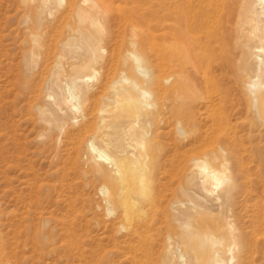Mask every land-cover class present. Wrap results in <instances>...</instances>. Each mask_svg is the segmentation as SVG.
<instances>
[{
    "label": "bare ground",
    "instance_id": "1",
    "mask_svg": "<svg viewBox=\"0 0 264 264\" xmlns=\"http://www.w3.org/2000/svg\"><path fill=\"white\" fill-rule=\"evenodd\" d=\"M65 2L42 0L48 16L52 17L60 8L76 15L70 14L76 18V24L67 23L71 28L63 38L64 54L59 56V65L70 60L80 62L74 63L76 77L66 83L56 99L55 94L48 93L49 99L54 97L58 111L66 107L81 118L78 136L82 143L76 145L75 151L79 152L85 144L90 154V174L108 180L98 188L114 224L129 231L137 228L136 221L140 222V230L132 232L137 233L141 242L164 231L165 224L169 229L174 225L172 221L178 224V234L175 236L177 230H171L174 234L165 237L169 250L168 262L163 264H189L187 252L179 247L190 239L200 253L213 252L215 264H253L255 254L264 253V199H258L263 194L255 196L254 187L249 188L254 181L251 171H255L257 178L264 176V0H69L66 5ZM119 2L125 8L115 6ZM114 13L118 14L113 17L118 21L115 41L112 39L114 43L110 41L105 47L104 20L113 19ZM102 61H105L102 67H109H105L107 71L99 67L101 78L91 84L99 74L96 66ZM64 65L62 69L66 68ZM232 87L239 91L237 101L232 98ZM92 92L102 93L99 98L105 99L103 105L100 99L96 101L99 105L96 104V110L101 108L98 118L102 112H113L110 113L113 116L107 120L103 115L100 130L93 129L97 133L88 135L94 132L88 129L97 118L92 119L90 111L84 112L83 104ZM50 114L53 120L55 115ZM94 124L98 125V121ZM162 135L173 139L171 151H174L167 156L162 150L170 142L165 143L167 139H162ZM178 177L181 181L185 178L193 187L185 190L186 200L172 195L168 205L175 213L173 220L169 214L171 221L167 219L170 222L165 223L156 218L162 215V211L158 212L162 206L151 192L157 186V189L166 187L163 179L170 181L171 186ZM238 187L244 188L241 202L239 196L236 201ZM170 189L167 191L171 193ZM215 194L214 200L221 201L224 196L233 203V214L225 223L209 219L212 213L199 202ZM162 195L161 199L167 193ZM225 236L231 240L227 250L229 261L220 256ZM172 244H177V251ZM145 248L147 255L154 257V247Z\"/></svg>",
    "mask_w": 264,
    "mask_h": 264
},
{
    "label": "rangeland",
    "instance_id": "2",
    "mask_svg": "<svg viewBox=\"0 0 264 264\" xmlns=\"http://www.w3.org/2000/svg\"><path fill=\"white\" fill-rule=\"evenodd\" d=\"M68 1L66 0L65 5ZM116 3L118 4V2ZM117 4L115 6L125 8L123 3L119 2V5ZM59 11L63 12L64 8L57 10L52 17L48 16L42 0H0L1 264H85L86 257V264L166 263L168 262L166 261V258L168 260L166 253L169 250V241L165 237L166 235H173L174 232L172 231L177 230V233L175 232L174 234L176 236L180 230L178 224L172 221L174 225L170 229L168 224L163 225L165 226L163 228L164 231L148 238L145 242L142 241L144 244L139 240L140 237L137 236V233L132 232L133 229L128 231V229H122L119 224H114V217L112 215L109 216L108 205L103 200L98 188L101 182L103 183L104 180L107 182L108 180L106 181L101 176L90 174V154L85 144L81 146L79 152L75 151L76 145L79 146L82 143V138L80 139L78 136V126H80L79 121L81 118L75 117L76 115L66 107L58 111L57 106H54L55 99L64 89L66 83L76 77L73 68H75V64L80 62V60L64 61L63 64H66L65 69H62L65 65H59V56L62 57L64 54L62 49L63 38L64 36L65 38L67 37L66 35L71 28L70 25L76 24V18H73L76 15H73L72 11H64L63 13ZM67 14H72L73 17ZM116 16L118 14L114 13L112 18ZM69 17L70 20L68 22ZM114 18L109 21L104 20L105 32L103 34L106 35L108 32L109 34L113 32L108 35V37H111L109 41L108 37L101 33L104 39H107V43L105 40L102 41L105 47L115 41V38L113 39L115 36L113 35L118 29V21ZM73 21L75 22L72 24ZM111 23L114 26H111ZM66 24L68 25L66 26L67 28L65 27ZM108 25L110 26L106 28ZM111 28L113 31H111ZM106 30L108 31L106 32ZM107 53L108 50H106L105 54ZM54 59L56 60L54 61ZM103 63L105 64V61L97 64L96 68L98 67L97 73L99 72V74L90 81L91 84L99 82L98 80H100L102 75L99 67L101 68ZM103 66L102 71L105 67L107 69L109 67L108 65ZM59 70L60 75L58 76L57 72ZM104 71L107 70L105 69ZM90 72L88 71V75H92V72ZM232 90L234 91L233 87ZM233 91H231L232 95H234L232 98L237 101L240 95L239 93L237 95L236 92L239 91L235 90L234 94ZM48 93L55 94V99L54 97L49 99ZM93 93L89 94L88 100H84L86 102L83 104V109H85L83 111L87 113L90 111V117L92 119L97 118L96 123L98 121L97 125L94 124L95 119L92 120L95 126L92 124L88 130L95 129L98 131V127H101L100 118L105 115L106 119L110 120L113 112H110L111 114L108 112L109 117L107 112H104V114L102 112V115H99L100 118H98L101 108H98L99 110L97 111L95 107L98 105L96 101L100 99L99 97L102 93L98 92L97 94L96 92V94L94 93L95 95ZM102 99L104 98L102 97ZM102 99H100L101 101L99 100L101 105L105 101V99ZM86 103H89L87 104L88 106ZM90 104L93 105L90 106ZM90 107L92 111L89 110ZM50 112L55 115L53 120L50 118ZM91 112L93 114L96 113L93 116ZM241 119L238 121L242 122ZM96 131H90L88 135L97 133ZM173 136L175 135L172 134L174 139ZM160 137H163L162 139L164 140L167 139L165 143L168 141L171 144L167 145V150L166 148L162 150V153H165L164 156L173 153L174 149L171 151L174 148L171 142L173 139L170 140L171 136L167 138V136L164 137L162 135ZM76 139H79L80 143ZM247 161L249 162V160ZM251 173L254 175L251 177L254 181L249 188L254 187L255 196L259 197L263 194V198L262 196L257 197L262 200L264 199V176H258L263 179L262 182V179L257 178V175L254 174L255 171H251ZM177 179L180 180L181 177ZM182 180L186 182L183 183L180 180L185 186L176 180L172 181L173 183L171 182L172 185L170 186V183H168L170 181H166V178L163 179L162 182L165 181L164 183H166V187H164L166 191L163 187L157 189V184H159L157 181L155 191L151 192L155 193L152 194V197L156 198L157 203L162 206V208L158 207V212L160 211L161 214L162 211L163 217L162 215H157L156 218L160 217L159 219H162L165 223L173 220L172 215L175 213L174 208L168 205L170 199L180 198L186 200L187 194L185 190L189 191L193 187L185 178L182 177ZM167 186L169 189L172 187L170 189L172 190L171 193L167 191ZM176 186L182 189L177 188L174 192L173 189ZM187 186L188 188L186 189ZM156 190L158 191L157 193ZM162 193L164 196L167 193L165 196L167 199L164 197L161 199ZM235 193L236 201L238 198L240 202L243 201L242 199L245 196L244 188L238 187ZM191 194L196 196L194 191H191ZM172 195L174 196L172 197ZM216 196L215 194L214 196L206 197L204 200H199V202L203 203L208 208V211L212 213L209 219L225 223L227 218L233 214V203L229 202L224 196L221 201H216L214 200ZM163 199L165 202L163 201L162 203ZM116 205L115 208H118ZM165 205L166 207L169 206V213ZM164 207L166 210H163ZM133 210L135 211V209ZM169 214L171 215V220L169 219ZM164 217L167 218L165 219ZM137 222L135 223L137 228L134 227L133 231H139L141 228L138 227L140 222H138V225ZM166 227L169 230H165ZM170 231L171 234H169ZM225 237L226 240L222 243L220 256L229 261V252L227 250L231 240L228 236ZM188 241L187 244H183L179 248L187 252V257L190 260L189 264L197 263V261L200 264H215L213 252L200 253L194 247V240L190 239ZM146 245L154 247V257L147 255L146 251H144ZM172 245L174 246L171 247L177 251V244ZM143 254L149 257H143ZM190 257L192 258L190 259ZM255 257L256 260L253 264H262L264 262V253L262 251L257 252Z\"/></svg>",
    "mask_w": 264,
    "mask_h": 264
}]
</instances>
